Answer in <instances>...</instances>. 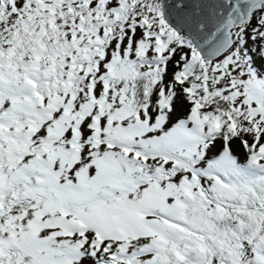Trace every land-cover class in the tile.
Returning <instances> with one entry per match:
<instances>
[{
	"label": "snow or ice",
	"instance_id": "1",
	"mask_svg": "<svg viewBox=\"0 0 264 264\" xmlns=\"http://www.w3.org/2000/svg\"><path fill=\"white\" fill-rule=\"evenodd\" d=\"M0 264H264V0H0Z\"/></svg>",
	"mask_w": 264,
	"mask_h": 264
}]
</instances>
